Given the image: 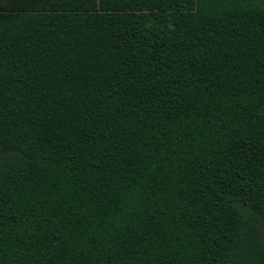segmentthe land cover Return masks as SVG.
Here are the masks:
<instances>
[{
  "label": "trees",
  "instance_id": "1",
  "mask_svg": "<svg viewBox=\"0 0 264 264\" xmlns=\"http://www.w3.org/2000/svg\"><path fill=\"white\" fill-rule=\"evenodd\" d=\"M0 264H264V0H0Z\"/></svg>",
  "mask_w": 264,
  "mask_h": 264
}]
</instances>
